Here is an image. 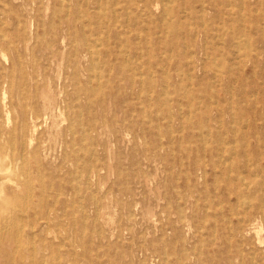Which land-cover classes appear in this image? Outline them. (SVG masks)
Wrapping results in <instances>:
<instances>
[{
    "label": "rangeland",
    "instance_id": "374dc122",
    "mask_svg": "<svg viewBox=\"0 0 264 264\" xmlns=\"http://www.w3.org/2000/svg\"><path fill=\"white\" fill-rule=\"evenodd\" d=\"M67 1L0 0V264H264L208 166L264 155V0Z\"/></svg>",
    "mask_w": 264,
    "mask_h": 264
},
{
    "label": "bare ground",
    "instance_id": "6f19581e",
    "mask_svg": "<svg viewBox=\"0 0 264 264\" xmlns=\"http://www.w3.org/2000/svg\"><path fill=\"white\" fill-rule=\"evenodd\" d=\"M64 3H66L67 0H62ZM137 1V0H136ZM144 2V10L148 11V7L151 4L152 0H141ZM68 2V1H67ZM109 2V1H108ZM173 2V1H172ZM230 3V2H229ZM69 4V3H68ZM100 4V3H99ZM70 5V4H69ZM255 5V3L253 4ZM98 8V7H97ZM119 8V7H118ZM255 8V7H254ZM100 11V10H99ZM80 12V11H79ZM258 13V11L256 12ZM101 14V12H100ZM112 14V13H111ZM116 15V14H115ZM261 15V14H260ZM105 17V16H104ZM244 17V16H243ZM92 20V19H91ZM128 21V20H127ZM145 25V24H144ZM204 27V26H203ZM84 30V29H83ZM89 30V28H88ZM226 32V31H225ZM169 33V32H168ZM140 38V36H139ZM138 43V42H137ZM91 44V43H90ZM100 46V44H99ZM98 46V47H99ZM141 46V45H140ZM239 49V48H238ZM87 50V55L91 54V57L94 56L96 53L98 54V48H97V41L94 42V44L92 45H88V49ZM172 51V50H171ZM108 54L110 53V50H107ZM111 53L113 54V52L111 51ZM122 53V64H124V66H119L118 69L120 71H128L131 73H135V72H140L141 69L143 68L141 65V63L139 64H131L130 65V58L131 56L126 52L121 50ZM244 54V53H243ZM100 55V54H99ZM210 56V55H209ZM217 58V57H216ZM92 59V58H91ZM132 60H134V57L132 58ZM138 61V60H137ZM136 61V62H137ZM133 62V61H132ZM113 67V66H112ZM236 68V67H235ZM164 69V68H163ZM224 69V68H223ZM138 72V73H139ZM99 74V73H98ZM97 74V75H98ZM183 74V73H182ZM100 76V75H99ZM142 76V75H141ZM183 76V75H182ZM190 76V75H189ZM94 77V76H93ZM187 78V77H186ZM191 78V76H190ZM188 79V78H187ZM99 81V80H98ZM191 81V79L189 80ZM92 82V81H91ZM215 83V82H214ZM143 83H141L142 85ZM91 85V84H90ZM214 91V90H213ZM213 93V92H212ZM214 95V94H213ZM202 96V95H201ZM256 97V96H255ZM211 98V97H210ZM253 98V97H252ZM212 99V98H211ZM210 99V100H211ZM214 100V99H213ZM214 102V101H213ZM172 102H170L171 104ZM237 103V102H236ZM47 106L49 107L50 104H47ZM51 107V106H50ZM49 107V108H50ZM193 109V108H192ZM60 110V109H59ZM81 111V110H80ZM182 111V110H181ZM255 111L252 107H245L242 108L239 105L235 104L233 105V109H232V115H233V119L234 122L236 124L242 125V124H247L249 125L251 123L250 119H247L249 117H246L247 115L250 114H254L256 115V111ZM219 112V111H218ZM82 115V112H80ZM181 113V112H180ZM190 114V113H189ZM24 115V119L27 117L28 113H26V111L23 112ZM64 115V114H63ZM160 116V115H159ZM190 116V115H189ZM63 117V116H62ZM82 117V116H81ZM162 117V116H161ZM255 117H258V119H260L262 122H264V114H260L256 115ZM46 120V119H45ZM80 120H82L80 118ZM172 120V119H171ZM67 122V121H66ZM49 123V122H48ZM82 123V122H81ZM46 124V122H45ZM82 125V124H81ZM45 126V125H44ZM37 124L34 121L33 122V128H36ZM171 127V126H170ZM235 128V127H234ZM25 129L27 131H29L31 128L25 127ZM143 129L145 130V132H148L150 130V128L144 124L143 125ZM71 130V128H70ZM238 132H241V130H239ZM172 133V132H171ZM85 134V133H84ZM210 134V133H209ZM242 134V132H241ZM12 138L7 142L9 144H11L10 146H16L17 145V140L15 139L16 137L13 136V134L11 135ZM74 137V136H73ZM227 137V136H226ZM128 139V138H127ZM129 142V141H128ZM145 142V141H144ZM226 143V142H224ZM31 144V142H30ZM29 144V145H30ZM130 144V143H129ZM21 147H25V145H23V143L20 144ZM114 145V144H113ZM5 146V143H4ZM45 146V145H44ZM1 147V146H0ZM85 147V146H84ZM115 147V146H114ZM226 145L224 144L222 146V148H224L223 152L220 151H215L216 153L212 155V160L210 161L208 166H211L212 169L217 173V180H222L223 182H225L227 184V188L226 191L229 195H234L236 197V200L238 201L237 205H230V212L237 216L238 218V222L237 224L232 227V234L236 235L239 234L243 235V237L245 238L246 236H248L249 232H252L254 230H257L255 233V237L253 239H257V241L259 243H263V238L261 237V230L260 227L256 226L257 223H259L260 221L264 222V179H259L262 175V173L264 172V167L262 166V160L264 158V155H258V156H254L252 155L250 152V148L248 146H246V151L247 152H240L237 151L235 149H229V151L226 152L225 150ZM230 147V146H229ZM239 147V144H238ZM3 148V146H2ZM13 148V147H12ZM61 148V147H60ZM231 148V147H230ZM25 149V148H24ZM205 149V147H204ZM13 150V149H12ZM250 151V152H249ZM25 152V151H23ZM12 155V154H11ZM92 157V155H91ZM21 158L22 160V155L16 159L19 160ZM55 158V157H54ZM111 161V159H110ZM23 162V161H22ZM13 165V164H12ZM200 169L204 170V173L206 174V166L205 163L204 165L201 164L200 165ZM92 168V167H91ZM13 169V168H12ZM92 170V169H91ZM94 170V168H93ZM230 173H235V175L233 177H231V175L229 176L228 174ZM40 175V174H39ZM90 175V174H89ZM20 176L22 177L23 181L19 184L24 185L25 184V180L26 183H28L29 179L28 176L25 175L24 172H22L20 174ZM81 177V176H80ZM256 177V178H255ZM258 177V178H257ZM89 178V177H88ZM96 178V176H95ZM201 181V180H200ZM79 182V181H78ZM89 182V181H88ZM47 183V182H46ZM73 183V182H72ZM80 183V182H79ZM78 183V184H79ZM152 183V182H151ZM52 184V183H51ZM230 185L232 187H230ZM236 185L237 189L234 188L233 186ZM44 186V185H42ZM104 188V187H103ZM20 197V196H18ZM96 197V196H95ZM94 197V198H95ZM93 198V199H94ZM108 202V201H107ZM8 201H2L0 202V222H1V227H3L4 229H0V239H2V241H8L13 239H18L19 237H21V231L20 229H18L17 227L13 229L12 232L8 231V232H3L5 229L7 230L8 226L10 224L7 223V219H8V214H6V208L8 205ZM82 203V202H81ZM98 203V202H97ZM96 203V204H97ZM83 206V205H82ZM81 206V207H82ZM97 206V205H96ZM96 208V207H95ZM138 208V207H137ZM97 209V208H96ZM109 210V209H108ZM223 209H221L222 211ZM50 211V210H49ZM98 211V210H97ZM223 212V211H222ZM103 213V211H102ZM117 213H115L116 215ZM108 217V216H107ZM110 217V216H109ZM97 219V218H96ZM155 219V218H154ZM225 219V218H224ZM113 220V219H112ZM226 220V219H225ZM261 222V224H262ZM156 223V222H155ZM154 223V224H155ZM8 224V226H7ZM263 227V225H262ZM34 230V228H33ZM216 232V231H215ZM127 233V232H126ZM215 237V236H214ZM247 241L251 242L253 241L252 239H247ZM229 241V240H228ZM244 245V244H243ZM240 249V248H238ZM23 251V250H22ZM17 252V251H16ZM255 253V252H254ZM242 254V253H241ZM16 255V254H15ZM253 256V255H252ZM142 257V256H141ZM15 258V257H14ZM251 258V257H250ZM243 259V258H242ZM254 260V259H253ZM256 260V259H255ZM254 260V261H255ZM166 261V260H165ZM252 263H255V262ZM14 262V261H13ZM258 263V262H257ZM241 264V263H240ZM256 264V263H255Z\"/></svg>",
    "mask_w": 264,
    "mask_h": 264
}]
</instances>
